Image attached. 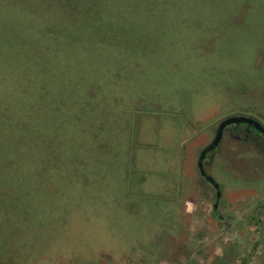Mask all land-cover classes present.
I'll use <instances>...</instances> for the list:
<instances>
[{"label":"rangeland","instance_id":"1","mask_svg":"<svg viewBox=\"0 0 264 264\" xmlns=\"http://www.w3.org/2000/svg\"><path fill=\"white\" fill-rule=\"evenodd\" d=\"M0 5L16 11L5 39L18 46L0 64L26 39L47 58L27 50L32 79L11 87L42 91L36 113L0 102V264H245L262 235L256 147L225 133L208 164L218 212L197 158L225 117L264 123V0ZM175 150H195L185 210ZM250 264H264V240Z\"/></svg>","mask_w":264,"mask_h":264},{"label":"trees","instance_id":"2","mask_svg":"<svg viewBox=\"0 0 264 264\" xmlns=\"http://www.w3.org/2000/svg\"><path fill=\"white\" fill-rule=\"evenodd\" d=\"M15 11V10H13ZM13 11L8 10L5 6L0 5V41L6 45H2L0 47V55L5 54L10 56L12 51L10 47H7V42L13 41L15 48H18L17 46V38H7L11 35L10 29V21L11 17L14 16ZM16 12V11H15ZM8 18H10L8 20ZM8 22V23H7ZM25 48H24V54L22 57L17 58L15 63L12 66H8L6 64L5 66H2L0 64V102L4 106L10 107L12 110L13 106H21L22 109L29 113H36V110L40 108V99L39 95L40 92L39 88L35 89L34 92H29V93H24L23 89L16 90L11 88L13 86V79L17 80L21 79L20 81H23L24 83L29 82V80L32 79V77L25 72L24 70V65H25V59L28 57H31L30 55H26L27 50L31 49V53L35 54L36 56H33L34 58L37 59V64L42 60H46V56H44L42 53L46 47V44L44 42H39V41H32V40H25ZM35 46L38 49V52L36 53V50L32 48ZM13 50V49H12ZM14 53L17 51L13 50ZM37 67V65H36ZM34 75V74H33ZM37 73L34 75V79L36 80ZM38 82L37 86H39V79L36 81ZM3 83V85H1ZM22 92V93H21Z\"/></svg>","mask_w":264,"mask_h":264},{"label":"flooded vegetation","instance_id":"3","mask_svg":"<svg viewBox=\"0 0 264 264\" xmlns=\"http://www.w3.org/2000/svg\"><path fill=\"white\" fill-rule=\"evenodd\" d=\"M234 115H243V116H247V117H251L253 119H255L257 122H259V127H257L255 124H249V123H240V124H231L229 126H227L224 130V134H223V138L219 144V146L215 149L212 150L210 152H208L206 154V157L204 159V168L205 171L209 173V169H208V164L211 162L215 152L222 146V142L224 140V135L225 133L228 131V134L231 137L236 138L237 140L242 141L244 144H248L249 146H254L256 147L255 150H249L250 153H253L255 155V157L252 159L253 161V166L251 167L252 170L257 171V170H262V166L264 165V123L255 115L250 114V113H244V114H234ZM229 116H233V115H229ZM227 116V117H229ZM226 118V117H225ZM223 120V119H222ZM221 122V121H220ZM219 122V123H220ZM219 125V124H218ZM218 126L216 127L217 130ZM216 130H215V134H216ZM214 134V137H215ZM213 137V139H214ZM212 139V140H213ZM212 140L206 144L203 148H201V150L199 151L198 154V158H197V168H198V160L200 158L201 152L203 149H205L211 142ZM252 141V142H251ZM254 143L257 145H254ZM248 148V147H246ZM250 148V147H249ZM199 171V169H198ZM200 174V171H199ZM201 175V174H200ZM211 175V174H210ZM202 176V175H201ZM202 178L206 180V178L204 176H202ZM216 179V178H215ZM215 190V202L213 204V210L215 212H218L220 210L221 207V202H222V196H223V192H222V187L220 184V187L217 189L214 187L213 184H211L209 181H207ZM218 192H221V196L218 198L217 194ZM217 205V207H216ZM264 211V205H259L257 206V208L254 211V216L257 219V214L258 216L261 218V212ZM218 218L223 219L224 216L221 214H218ZM258 221V220H257ZM259 224V223H258ZM261 239V238H260ZM258 244V243H257ZM256 244V246H257ZM256 246L253 248V250L256 248ZM252 250V251H253ZM251 251V252H252ZM257 251V250H256ZM247 260V259H246Z\"/></svg>","mask_w":264,"mask_h":264},{"label":"water","instance_id":"4","mask_svg":"<svg viewBox=\"0 0 264 264\" xmlns=\"http://www.w3.org/2000/svg\"><path fill=\"white\" fill-rule=\"evenodd\" d=\"M234 123L235 124H240V123L255 124L257 127L260 128L259 122H257L255 119H253L251 117H247V116H243V115H233V116H229V117H226L223 120H221V122L219 123L218 128L216 130V134H215L214 139L205 149L202 150L200 158L198 160V169L200 171V174L202 176H204L206 178V180L209 181L211 184H213L214 187L217 189L220 187V183L212 175L208 174L205 171L204 159H205L206 154L208 152L215 150L219 146V144L223 138L225 128L231 124H234ZM220 196H221V192H218L217 197L219 198ZM216 207H217V205H216ZM257 220H258V223H259L260 228L262 230L261 239L259 240L256 248L249 254L245 264H250L254 253L256 252L258 247L263 243V240H264V224H263L261 218L258 216V214H257Z\"/></svg>","mask_w":264,"mask_h":264},{"label":"crops","instance_id":"5","mask_svg":"<svg viewBox=\"0 0 264 264\" xmlns=\"http://www.w3.org/2000/svg\"><path fill=\"white\" fill-rule=\"evenodd\" d=\"M183 141L181 142V144ZM195 155V150L186 151V150H175L172 155V160L168 165H171V178L175 181L177 195L176 201H178L181 197V209L185 210L187 200V191L188 189L184 186L185 181L187 182V174L190 172L191 178L188 180L189 183L193 182V159ZM193 184V183H192ZM185 187V188H183Z\"/></svg>","mask_w":264,"mask_h":264}]
</instances>
